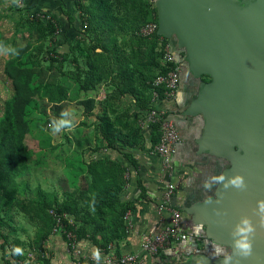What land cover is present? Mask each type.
<instances>
[{"label":"rangeland","instance_id":"374dc122","mask_svg":"<svg viewBox=\"0 0 264 264\" xmlns=\"http://www.w3.org/2000/svg\"><path fill=\"white\" fill-rule=\"evenodd\" d=\"M142 2L148 4L150 0ZM54 9L25 0H19V6L12 0H0V41L15 46L19 55L0 56V120L14 94L12 81L4 73L7 60L22 58L31 66L34 74L30 85L38 88L23 109L26 131L6 124L5 132L18 138L17 150L12 157L0 150V264L85 262L126 240L130 231L125 221L122 233L117 225L120 208L127 212L150 208L157 215L161 197H140L137 181L142 179L133 172L138 170L137 155L150 152L153 144L152 131L142 125L139 104L147 98L144 75L151 71L146 70L139 77L140 83L135 82L136 94H120L123 76L118 65L110 71L113 62L117 63L113 53L127 54L130 48L131 35L125 24L114 29V50L107 51L86 31L82 8H76L71 23L65 14L63 21L56 19ZM157 17L155 7L148 20ZM155 52L161 59L158 42ZM126 57L131 68L139 63L132 54ZM100 61L110 71L105 80L91 69ZM89 98L93 100L91 110L86 107ZM66 108L75 111V128L51 134L49 121ZM105 116L114 126L117 149L109 148L103 137L100 126ZM10 161L15 163L11 169ZM104 182L108 189H104ZM113 232L119 235L111 237ZM17 248L19 254L14 252ZM139 264L151 263L146 260Z\"/></svg>","mask_w":264,"mask_h":264},{"label":"water","instance_id":"95a60500","mask_svg":"<svg viewBox=\"0 0 264 264\" xmlns=\"http://www.w3.org/2000/svg\"><path fill=\"white\" fill-rule=\"evenodd\" d=\"M154 4L157 33L165 38L175 34L193 73L211 78L185 111L205 114L199 149L233 156L225 174L238 172L248 185L245 191L220 185L217 197L196 209L209 222L208 232L221 240H231L230 230L241 215L250 216L257 225L253 255L239 264H264V228L253 212L264 198V0ZM213 209L226 214L216 216Z\"/></svg>","mask_w":264,"mask_h":264},{"label":"crops","instance_id":"0c3cea01","mask_svg":"<svg viewBox=\"0 0 264 264\" xmlns=\"http://www.w3.org/2000/svg\"><path fill=\"white\" fill-rule=\"evenodd\" d=\"M25 1L31 4L34 3L38 7L56 8L52 11L53 16L60 21H63L64 16L60 6H63L64 10L70 12L72 16L76 11L74 0ZM167 39L170 41L173 50L178 48L184 51L186 59L185 49L184 47H179L177 36L173 34ZM210 80L211 78L206 74L195 75L189 68V63L186 59V65H181L180 87L176 101L163 102L161 104V107L165 108L173 116L180 135V141L176 145L168 172L164 169L162 160L159 157L152 155L150 152H142V156L136 153L139 165L138 170H133V172L141 177L147 198H159L166 181L169 178L174 181L176 188L170 203L180 209L181 224L189 235V239L178 250L170 255L168 253L165 254L160 259L161 261H151V264H218L222 258L212 255L213 241H219L225 245L231 244V240H221L213 237L208 232L209 222L196 209L199 204L215 199L220 188V185H214L211 190H206L202 187V182L212 174L225 173L231 167V158L233 157L229 154H215L206 148L199 149L198 140L202 136L204 127L199 129V137L195 136L192 129L199 128L198 118H203L205 125V114L203 112L192 115L185 113L191 101L198 96L203 86ZM234 150L236 149L234 148ZM146 159H149L152 163L148 164ZM135 185L134 183V187ZM149 209L137 208L130 212V232L124 242H120L117 247L114 246L119 253L139 251L144 235L157 230L160 224L159 218L153 209ZM200 224H203L202 231L198 228ZM198 232L199 234H197ZM206 236L210 240H207ZM144 262L146 261L144 260Z\"/></svg>","mask_w":264,"mask_h":264},{"label":"trees","instance_id":"16d2710c","mask_svg":"<svg viewBox=\"0 0 264 264\" xmlns=\"http://www.w3.org/2000/svg\"><path fill=\"white\" fill-rule=\"evenodd\" d=\"M82 2H86L85 6H83ZM76 8L83 9L85 15V22L86 23V31L88 34L92 33L93 39L97 42V45L100 46L104 50H111L114 47V41L116 40L115 37H112L111 34L114 32V29L119 27V24H125L127 28V32L129 35V51L127 54H132V56L138 58V64L131 68L128 66L126 62L127 54L124 51L115 52L113 53L114 57L117 60V63L113 62L110 66V71H115V65H118V69L120 70V74L123 76V83L120 85L119 93L120 94H136V89H134L135 82L136 85L140 83V75L144 73L146 70H150L151 72L148 73L147 76L144 75L146 80L148 81L147 85V98L143 101L139 100L140 107L143 111L149 110L151 108L150 102V88L151 82L155 78L158 73L165 72V69L160 64V59L156 56V43L158 35H154L151 39L142 37L138 34H134L138 31L141 25L148 21H156L157 19H150L148 20V16L151 15L152 10H155V5L153 0H150V3L145 4L142 0H74ZM152 4V6H151ZM151 6V7H150ZM121 11V13H120ZM64 14L67 16L68 21L71 23L73 21V17L71 13L63 9ZM56 29H59L60 22L58 20ZM135 44V47L133 45ZM114 50V49H113ZM117 51V48H116ZM22 52V50H21ZM174 52L176 53L179 62L181 65H186L185 54L182 49L174 48ZM120 55V56H119ZM19 55H17L18 57ZM137 60V59H136ZM139 68H142L139 70ZM145 68V69H144ZM92 72L97 73L96 76L100 79L104 77V75H108L109 72L107 71L106 65L100 64L95 66L92 65ZM137 74L138 80L134 77ZM4 73L6 76L11 79L12 86L14 90V94L11 99L6 102V112L5 116L0 120V133L3 134V138L0 140V150L4 149L5 153L7 154L6 157H10L14 152L17 150L16 146V139H18L14 133H6L7 130L6 124L14 125V126H21L23 131H26L27 127L26 124L22 120V113L25 105L38 93V88L32 87L30 85L31 79L34 74V69L27 65L22 58H12L6 61L4 66ZM92 75V74H91ZM140 77V78H139ZM104 77L103 80H105ZM202 79V78H201ZM199 79V80H201ZM86 82L88 80H85ZM86 107L88 110H91L93 107V100L87 99L86 100ZM103 117L104 124H101V131L103 133L104 139L107 140V144L109 148L117 149V141L114 138V126L112 128V123L109 122V119ZM4 126V127H3ZM177 126V125H176ZM114 131V132H113ZM152 143H156L158 139V132H157V125L152 126ZM114 134V135H113ZM7 138V139H5ZM1 152V151H0ZM12 157V156H11ZM128 158L130 156L127 155ZM129 160V159H128ZM14 162L10 161V169L11 166H14ZM117 180V179H116ZM138 187L140 189V197L146 198L145 194V187L142 182L139 180L137 181ZM108 185L104 182V189H108ZM105 200L102 199L101 201ZM127 210L125 208H120L118 210L117 217L118 220V227L120 228V232L124 231L125 223H124V215L126 214ZM111 237H114L115 232ZM123 235V234H122ZM203 235V233H202Z\"/></svg>","mask_w":264,"mask_h":264},{"label":"built area","instance_id":"2783aa9c","mask_svg":"<svg viewBox=\"0 0 264 264\" xmlns=\"http://www.w3.org/2000/svg\"><path fill=\"white\" fill-rule=\"evenodd\" d=\"M157 30L158 22L156 20L144 23L137 31L138 35L148 39L154 35L159 36L157 41L161 45L162 52L160 64L165 69V72L158 73L151 82V108L143 111L141 122L148 131H152V126L157 125L158 139L156 143L151 145L150 153L162 160V165L168 172L176 145L180 141V135L173 116L161 107V104L176 101L180 87L181 64L170 41L159 35ZM164 185L160 201L156 207L160 222L159 227L152 234L144 236L139 251L117 253L115 247L109 246L106 253L99 254V261L93 257L80 264H139L144 260L151 263V261H159L167 253L172 254L182 244L186 243L189 235L181 224V211L170 203L175 193V183L169 178ZM129 215L130 212H126L124 215L128 229L130 225Z\"/></svg>","mask_w":264,"mask_h":264},{"label":"clouds","instance_id":"9594fccd","mask_svg":"<svg viewBox=\"0 0 264 264\" xmlns=\"http://www.w3.org/2000/svg\"><path fill=\"white\" fill-rule=\"evenodd\" d=\"M13 4L19 6V0H12ZM18 49L10 43L0 41V56H16ZM75 111L71 109H62L59 116L49 121L47 130L53 134H64L71 131L76 126ZM199 119V128L192 129L196 137L200 135V128L204 127L203 118ZM214 185H221L224 190L230 187L239 191H245L248 187L245 178L240 173H233L226 175L225 173L212 174L208 176L203 182L202 187L206 190H211ZM211 201H206L210 203ZM219 203V201H217ZM216 216H222L226 213L220 209H213ZM254 214L257 216V224L260 228H264V198L256 201V207L253 209ZM199 230H203V224L198 226ZM257 225H254L252 218L248 215H241L239 220L234 223L230 230L231 244L225 245L222 242L216 241L212 244V255L214 257H221L220 264H239L241 259H248L253 255V238L256 234ZM199 234V232L197 233ZM229 248L231 249L229 251ZM14 252L19 254V248L14 249ZM99 254H96L95 259L99 261Z\"/></svg>","mask_w":264,"mask_h":264}]
</instances>
